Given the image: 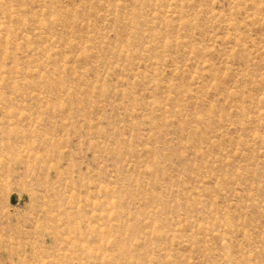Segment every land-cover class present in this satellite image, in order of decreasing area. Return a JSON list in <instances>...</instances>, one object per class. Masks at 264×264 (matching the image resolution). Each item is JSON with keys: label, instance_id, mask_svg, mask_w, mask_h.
I'll return each mask as SVG.
<instances>
[{"label": "rangeland", "instance_id": "374dc122", "mask_svg": "<svg viewBox=\"0 0 264 264\" xmlns=\"http://www.w3.org/2000/svg\"><path fill=\"white\" fill-rule=\"evenodd\" d=\"M0 264H264V0H0Z\"/></svg>", "mask_w": 264, "mask_h": 264}]
</instances>
